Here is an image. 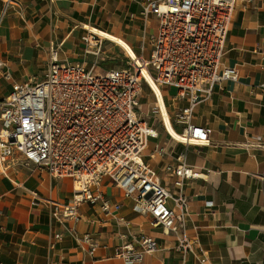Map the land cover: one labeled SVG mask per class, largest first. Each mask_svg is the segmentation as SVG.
<instances>
[{"label": "crops", "instance_id": "0c3cea01", "mask_svg": "<svg viewBox=\"0 0 264 264\" xmlns=\"http://www.w3.org/2000/svg\"><path fill=\"white\" fill-rule=\"evenodd\" d=\"M142 2L17 0V7L0 23V61L6 64L0 71V101L12 92L14 82L44 79L52 51L57 50L60 61L91 67L96 56L83 41L90 25L126 40L135 54L149 59L157 20L151 16L146 28ZM4 3L0 0V11ZM237 7L224 65L239 69V78L218 86L193 113V124L213 130L211 147L177 144L154 123L160 137L145 152L162 185L173 195L188 198L187 234L199 235L210 264H264V0ZM165 91L174 114L188 104L174 103L171 88ZM141 100L143 108L147 103ZM170 115L174 119L176 114L170 111ZM157 147L166 148V154L151 158ZM178 158L205 178L185 180L177 188L176 177L165 168L169 163L179 165ZM21 160L13 157L0 166V264H127L114 251L130 243L138 246L136 238L142 233L157 239L160 247L134 264H199L192 255L184 261L175 249L176 236L164 235L162 228L152 226L149 215L136 213L133 202L124 199L110 179L101 189L124 206L120 217L131 225L84 204L80 222L67 219L63 226L51 217L48 205L34 208L28 193L36 190L45 199L64 204L73 198L72 180L51 178L35 166L25 167ZM207 203L215 205L209 208ZM67 229L89 234L99 245L95 255L88 246L83 251ZM56 234L63 239L57 240Z\"/></svg>", "mask_w": 264, "mask_h": 264}, {"label": "built area", "instance_id": "2783aa9c", "mask_svg": "<svg viewBox=\"0 0 264 264\" xmlns=\"http://www.w3.org/2000/svg\"><path fill=\"white\" fill-rule=\"evenodd\" d=\"M250 2L143 0L146 28L151 16L157 20L156 32L150 39L151 56L147 60L127 54L126 68H100V61H105L100 56L103 41H96L90 31L83 41L98 48L90 52L96 56L91 67L60 61L57 50L52 51L44 79L14 82L12 92L0 101V166L19 156L25 167L35 166L54 179L72 180L73 198L64 204L47 200L36 190L28 193L34 208L48 205L51 217L63 226L67 219L80 222L84 204L98 206L105 216L131 225L120 217L124 206L112 202L101 189L104 181L110 179L123 198L133 202L136 213L149 215L152 226L162 228L164 235L176 236L175 249L184 261L192 255L199 264H210L199 235L187 234L191 215L188 198L169 192L145 160L150 142L158 139L160 132L154 123L149 125L143 118L142 82L149 86L156 100L154 110L165 131V90L175 89L170 97L174 103H188L176 109L174 119L167 107L173 126L182 129L180 140L167 135L183 146L211 147L213 130L193 124V113L218 86L238 80L239 69L226 67L224 58L237 6ZM16 7L17 0H5L0 23ZM5 65L1 60L0 71ZM144 72L153 77L158 92L148 83ZM155 154L164 156L166 148L157 147L150 157ZM178 160L179 165L169 163L165 168L168 175L176 177L177 188L181 189L185 180L205 178L183 159ZM207 204L209 208L215 205ZM67 230L83 251L88 246L90 254L95 255L99 245L89 234ZM62 236L56 234L55 238L62 240ZM136 242L138 246L130 243L117 247L116 256L134 264L144 254H155L160 247L157 239L144 233Z\"/></svg>", "mask_w": 264, "mask_h": 264}, {"label": "rangeland", "instance_id": "374dc122", "mask_svg": "<svg viewBox=\"0 0 264 264\" xmlns=\"http://www.w3.org/2000/svg\"><path fill=\"white\" fill-rule=\"evenodd\" d=\"M91 36H94L96 41H100V40L103 41V46L100 51V56L101 58L105 59V61H100L99 63V66L103 71H106L109 68L121 69V68H126L128 66V63H127L128 55L123 48H120L118 45H116L115 43L111 41L103 40L93 35L92 33H91ZM91 49L94 51L98 50V48H95V47H91ZM142 85H143V94H142L143 98L141 99L144 100L143 102L147 103V105L142 108L144 112L143 118L149 125H152L153 123H155V125L161 128L160 130H162V132L165 133L166 131L163 129L160 123L159 115L157 114V111L154 110L156 100L151 94V90L149 86L145 82H142ZM175 92H176L175 89H171L170 94L174 95ZM167 107H169V104L167 105ZM170 111H171V114H173L174 116L175 114H174L173 107H171Z\"/></svg>", "mask_w": 264, "mask_h": 264}, {"label": "bare ground", "instance_id": "6f19581e", "mask_svg": "<svg viewBox=\"0 0 264 264\" xmlns=\"http://www.w3.org/2000/svg\"><path fill=\"white\" fill-rule=\"evenodd\" d=\"M86 28L88 29V31H90L92 34L96 35L97 37H99L103 40L111 41V42L115 43L116 45H118L120 48H123L126 51V53L128 55H130L131 57H133V58L138 57V55H136L134 53L131 45L126 40H123L122 38H119V37L107 32V31L100 30L99 28H97L95 26L90 25V26H87ZM144 76L147 79L148 83L150 85H152L156 89V91L158 92L157 87L154 83L153 77H151V75L148 72H144ZM163 96L164 95L162 94V97ZM162 110H163L164 121H165L164 125L166 126V131L168 130L167 134H169L175 140H180L179 133L173 127L171 117H170L168 109H167V103L165 102V100H164V104H162Z\"/></svg>", "mask_w": 264, "mask_h": 264}]
</instances>
